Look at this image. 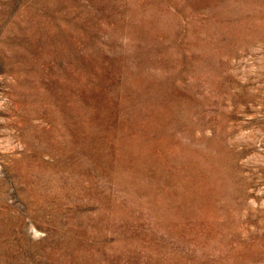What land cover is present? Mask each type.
<instances>
[{
    "label": "rangeland",
    "instance_id": "374dc122",
    "mask_svg": "<svg viewBox=\"0 0 264 264\" xmlns=\"http://www.w3.org/2000/svg\"><path fill=\"white\" fill-rule=\"evenodd\" d=\"M0 264H264V0H0Z\"/></svg>",
    "mask_w": 264,
    "mask_h": 264
}]
</instances>
